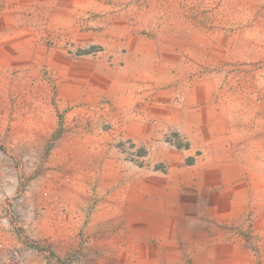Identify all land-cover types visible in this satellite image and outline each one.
Segmentation results:
<instances>
[{
  "label": "rangeland",
  "instance_id": "obj_1",
  "mask_svg": "<svg viewBox=\"0 0 264 264\" xmlns=\"http://www.w3.org/2000/svg\"><path fill=\"white\" fill-rule=\"evenodd\" d=\"M0 264H264V0H0Z\"/></svg>",
  "mask_w": 264,
  "mask_h": 264
},
{
  "label": "bare ground",
  "instance_id": "obj_2",
  "mask_svg": "<svg viewBox=\"0 0 264 264\" xmlns=\"http://www.w3.org/2000/svg\"><path fill=\"white\" fill-rule=\"evenodd\" d=\"M172 67V66H171ZM161 75V74H160ZM160 77V76H159ZM170 77H171V74H170ZM162 77H160V79H161ZM159 79V78H158ZM157 79V80H158ZM165 81V80H164ZM159 82V81H158ZM160 83V82H159ZM132 109V108H131ZM136 109V108H135ZM135 113V112H134ZM133 113V114H134ZM131 116H132V114H131ZM136 116V115H135ZM199 236H200V238H205V236H206V234L205 233H201V234H199Z\"/></svg>",
  "mask_w": 264,
  "mask_h": 264
}]
</instances>
